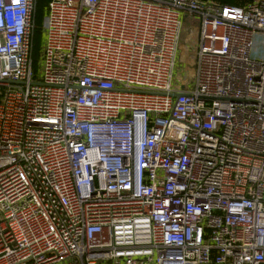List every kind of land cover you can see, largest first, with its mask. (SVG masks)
Instances as JSON below:
<instances>
[{"label": "built area", "instance_id": "built-area-1", "mask_svg": "<svg viewBox=\"0 0 264 264\" xmlns=\"http://www.w3.org/2000/svg\"><path fill=\"white\" fill-rule=\"evenodd\" d=\"M35 1L0 0V264H264V0H50L37 78Z\"/></svg>", "mask_w": 264, "mask_h": 264}, {"label": "rangeland", "instance_id": "rangeland-1", "mask_svg": "<svg viewBox=\"0 0 264 264\" xmlns=\"http://www.w3.org/2000/svg\"><path fill=\"white\" fill-rule=\"evenodd\" d=\"M46 7L44 8V12ZM197 30V25L190 22V18L182 17V31L180 36V47L176 55L175 66L173 70V86L179 84V79L186 80V74L188 78L192 77L194 73L195 59L192 56L189 47L192 46L193 40L195 42L196 34L191 39H186V35L190 34L191 31ZM44 41V36L41 34V47ZM264 56V34H259L254 38V47L251 52V58L260 59ZM33 72L35 77L41 73L42 65L40 58L32 65ZM186 73V74H185Z\"/></svg>", "mask_w": 264, "mask_h": 264}, {"label": "trees", "instance_id": "trees-1", "mask_svg": "<svg viewBox=\"0 0 264 264\" xmlns=\"http://www.w3.org/2000/svg\"><path fill=\"white\" fill-rule=\"evenodd\" d=\"M207 1V0H203ZM217 2L221 5H227L232 7H244L246 4L252 0H210ZM35 11L33 14V38H32V50H31V59L32 65L40 58L41 55V24L44 17V8L47 7L50 0H36Z\"/></svg>", "mask_w": 264, "mask_h": 264}]
</instances>
